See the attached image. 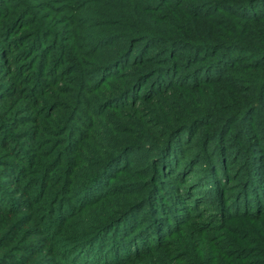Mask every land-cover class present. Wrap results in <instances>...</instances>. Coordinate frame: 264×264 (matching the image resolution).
<instances>
[{
	"label": "trees",
	"instance_id": "obj_1",
	"mask_svg": "<svg viewBox=\"0 0 264 264\" xmlns=\"http://www.w3.org/2000/svg\"><path fill=\"white\" fill-rule=\"evenodd\" d=\"M255 1L207 0L206 4L193 8L192 16L198 18L206 14L201 6L213 5L215 10L230 11L234 10L233 5H245L249 9ZM21 2L9 0L7 10L0 12V264H63L43 234L44 226L36 212L42 200L55 209L57 205L60 207L58 213L62 219L65 217L62 222L65 229L72 224L73 216H86L91 211L94 217L89 229L104 230L118 220L122 222L134 209L140 212L147 203L151 207L161 199L160 203L164 204L163 197L179 211L174 216V229L160 224L155 237L131 234L121 243L112 239L106 251L94 244L99 238L92 242L76 241L72 247H78L70 248V264H264V173H254L256 168L257 172L264 169L261 155L264 143L256 136L258 130L246 136L245 128L252 124V129H258L262 126L260 120H264V34L257 38V43L236 35L214 41L210 31L197 28L192 30L194 40L157 35L150 41L166 43L168 52L181 47L188 49L180 54L188 61V67L201 59L207 49L210 51V55L202 58L205 64L193 68V74L185 76L186 81L179 73L177 80L170 78L164 86L161 81L153 82L154 86L150 83L152 87L143 82L150 75L154 76L152 72L157 68L152 69L149 62L136 58L128 70L106 76L112 67H119L127 57L136 54L133 45L125 52L110 49L105 64L97 65L93 71L96 79H100L95 89L109 109L102 113L103 123L92 116L89 101L83 98L86 84L72 83L62 77V72L50 73L54 66L51 55L45 58L47 64L36 68V73L43 78L36 80L39 89L26 85L14 69V59L22 56L16 47L24 48L29 39L46 30L53 38L57 33L49 26L54 16L42 15L44 21L40 20L29 8L20 11L19 5H29ZM26 18L27 22H23ZM28 25H32L30 30L21 34ZM151 33L145 29L136 41L149 40ZM57 34L61 36V32ZM49 39L45 37L42 46H46ZM29 46L34 47L33 43ZM69 46L72 58L82 61L77 45L70 42ZM234 50L238 52L231 54ZM253 58L258 59L251 61ZM165 62L176 63L168 58ZM237 63L241 66L234 70L236 75L251 71L247 72L251 75L246 80L233 73L213 77L214 73L219 74L218 70L203 76L204 84L195 78V71L203 73L215 66L226 69ZM57 68L60 66L53 69ZM237 81L244 84L237 85ZM211 85H221V91L210 89L208 93L207 87ZM23 87L30 90H22ZM190 91L197 98H189ZM207 93L208 96H204ZM124 97L128 100L122 106L113 104L115 99ZM253 113L259 118L251 122ZM181 142L186 143L184 147L179 146ZM241 155L244 162L230 170L227 163L234 165ZM88 159L91 160L88 165L96 163V167L72 192V179L81 167L88 166L84 164ZM142 161L145 173L155 170L164 176L161 185L157 180V184L151 183L158 185L153 196L148 197L145 192L133 198L125 197L118 188H108L96 200L89 198L95 183L131 174L132 168ZM197 164L212 174V186L199 188L201 184L196 181L199 178L185 176L182 179L183 173L177 170L178 166L181 169L187 165V171L192 173L191 169ZM61 168L63 174L59 180L54 173ZM116 172L119 174L113 176ZM37 175L45 181L39 197L35 198L28 185ZM213 191L218 194L215 200ZM62 192L71 196V200L61 197ZM68 208L73 211L70 213ZM149 214L152 217L151 212ZM228 221L234 223L228 224ZM32 227H37L39 233L24 236ZM221 228L226 232L216 234ZM231 228L240 234H230ZM166 233L170 234L164 236ZM104 253L111 261L103 263ZM19 254L25 256L21 263L15 261Z\"/></svg>",
	"mask_w": 264,
	"mask_h": 264
},
{
	"label": "rangeland",
	"instance_id": "obj_2",
	"mask_svg": "<svg viewBox=\"0 0 264 264\" xmlns=\"http://www.w3.org/2000/svg\"><path fill=\"white\" fill-rule=\"evenodd\" d=\"M179 1H181V4L178 3ZM179 1L22 0L21 3L28 2L29 5H25L24 7L19 5L20 11L29 8L31 13L35 14L36 18L38 17V19L40 18V20L43 21L44 19L42 18V15L48 14L54 16V22L49 26L50 28H54L57 33L58 31L61 32V36L57 37L58 34L56 33V37L53 38L52 35L49 34V31L46 30L43 33H39L37 37L29 39L30 41L25 43L26 47H16L15 49L18 51V53H22V56L14 59V69L18 71L19 76L23 82L26 83V85L31 84L30 87L33 85V88H35L38 86L36 80L40 81V79H43L42 76L36 73V68L42 64H47L45 58L48 55H51V57H54V66L52 67V70H50V73L62 72V77H64V79L75 84L79 83V81L86 84V91L85 94H83V98L89 101V107H91L92 116L96 120H100V122L103 121L104 123L102 113H105V110L109 109L106 108V103H103L104 100H102L99 96L98 89H95L97 84L96 82L97 80L99 82L100 79H96L97 75H95L93 71L95 70L94 67L97 65L103 63L105 64L106 61L104 60L110 55V49H122V51L125 52L128 50L129 46L133 45L136 50V54L135 57H127L124 61H122V63L119 64V67H112L110 71L106 73V76H112V74L116 73V75H119L124 70H128L131 68L129 65L131 64L132 60L136 58L137 61L149 62L152 69L157 68L154 72H152L154 76L150 75L151 77L146 78V80L143 82H146L148 86H151V84L154 86L153 84L156 83L153 82L161 81L162 86H164L170 78L177 80L179 73L180 77H183L184 80L187 75L193 74V68H197L198 66H203V64H205V61H203L204 59L202 58H205L206 55H210V51L207 49L204 56L200 57L201 59H196L197 61H193V65L188 67L190 66L188 61L184 59V56L180 55L181 53L188 52V49L181 47L175 51L168 52L167 50L170 49L166 43L161 41H150L155 39L157 35L173 36L174 38L179 36L184 40H194L195 36L192 35V30L193 28H197L203 32L210 31L211 38L214 41L224 40V38H229L236 35L247 42L257 43L259 41L257 38H260V36L264 34V21H261L264 20V0H256L250 4L249 9L245 7V5H233L231 7H233L234 10L230 11L229 9L226 11L215 10L216 8L213 7V5L201 6L204 7L206 14L198 18L192 16L194 12L193 8L195 6L198 7L200 5L206 4L207 0ZM229 1L238 2L240 0ZM8 6L9 0H3V2H0V12H4L5 9L7 10ZM27 20L28 19L26 18L23 22H27ZM31 26L32 25L24 27L21 30V34L27 30H30ZM145 29H149L150 32H152L150 39L144 41L143 43L136 41L140 39L139 36ZM45 37H49L50 41H48L46 46H42V41H44ZM31 42L34 46L32 48L29 46L30 44L32 45ZM70 42L77 45V50L82 55V61L72 58V49H70V46L68 47ZM53 46L54 48L52 49ZM214 49L215 48H213L211 51L212 54L215 52ZM137 52H139V56ZM236 52H238V50L231 51V54H235ZM217 54H219V52H217ZM167 58L174 60L176 63L174 64L173 62H169L167 64V62H165ZM258 58H253L251 61L257 60ZM50 64L48 63L47 68L50 67ZM56 66H60V68H57V70L53 69L56 68ZM240 66L241 65L237 63L235 67H227L226 69H217L215 66V69H205L203 73H200L201 71H195V78L198 82H202L201 84H204L203 76L206 74L211 75L213 72L218 70L219 74L214 73L215 75H213V77L216 78L220 75L228 76L232 74L234 70L239 69ZM247 72L251 71H244V73H238L237 75L236 73H233V75L240 77L241 80H246L245 78L251 75ZM64 73L66 74L64 75ZM181 73L185 75L183 76ZM109 79L110 78L107 80ZM235 84L239 85L244 83L237 81ZM220 86L221 85H211L207 87L209 88L207 91L209 93L211 90L218 89L220 92ZM37 88L39 89L40 87ZM81 88L79 90H82ZM22 90L30 89L23 87ZM208 93L204 96H208ZM188 95L189 98H197V95L193 97L191 91ZM127 100L128 98L126 97L123 99H115L113 104L116 106H122V104L126 103ZM90 102L93 104H90ZM250 118L252 122L253 119L257 121L259 117L257 113H253L250 115ZM260 121L262 126L258 129H252V124L245 126L247 130L246 136H248V134H253L255 130H258L256 136L261 137L264 143V120L262 119ZM198 129H200V127ZM231 129L232 128L227 131V134L231 132ZM197 132L198 131L195 130V133ZM193 139H196V137L194 136ZM199 139L200 136L198 140ZM182 143L183 142L180 143V147H184L186 144ZM134 154L136 153H132L133 156ZM258 155L259 153H257V156ZM261 155L262 158H264V151H262ZM90 161L91 160L88 159L84 164L88 165L87 162ZM243 162L244 158L243 155H241L237 163L230 165L231 163L228 162L227 166L233 171L236 166L242 164ZM144 164V161H142L140 164H137V166L132 168L133 173L131 174H123L120 177L116 175L117 177H114L113 179L104 178L102 181L95 183L93 185L92 191L89 192L91 196H89V198H91L93 201L96 200L99 195L102 194V192L108 190V188H118L120 190V194L125 197L129 196L133 198L139 194L144 195L145 192L148 194V197L153 196L154 193H157L156 191L158 190V185H161L162 180H164V176H160V173L155 172V170L153 172L145 173L146 171H143ZM93 167H96V163L94 166L88 165L81 167V170L76 172V175L72 179V182H74L72 185V192L73 188H76V184L78 182L84 181L85 177L90 173V170H92ZM179 168L180 166H178L177 170H180L179 172L181 174L183 173L182 179L185 176H193L195 179L199 178L201 180H196L201 184L199 188H207L212 186V174H209L205 167L197 164L194 169H191L194 170L192 173L187 171V165H184L181 169ZM254 173L262 175L264 173V169H261L260 172H257L256 168ZM61 174H63V168L54 173L55 176L58 175L59 180H61ZM114 174L119 173H113V176H115ZM154 175L157 176L158 179L154 177ZM58 178L56 179L57 181ZM215 178L216 177H214V179ZM41 179V176L37 175V177H33L32 182H30L28 185V189H31L32 196L35 198L39 197L40 188L44 184L43 181H45L44 178L43 180ZM156 180L158 185L152 186V182L157 184ZM212 194L214 200L215 197L218 198V194L216 192L213 191ZM60 195L67 201L71 200V196H66V193L64 192H62ZM121 199L124 200L123 197H121ZM160 200L159 202H155V204L153 202L151 207L150 204L147 203L140 212H136L137 210L134 209V212L122 222L118 220L106 227H110V229L105 228L104 230L89 229L90 225L93 223L91 219L94 217L93 212L91 211H89L86 216H73V219L71 220L72 224L68 228L69 230L62 226V222L64 221L65 217H63V219L61 218V214H59L61 209L58 205L55 209L53 206H51L52 204L42 200L38 203L36 212L38 213V218L41 225L44 226L43 234L50 244H52V247L55 248L59 261L63 264H70V256L72 252L70 248L75 249L78 247V245H75L74 248L72 247L76 241L86 240V242H88L91 240L90 242H92L94 239L99 238L97 243L94 244L96 246H100L104 249V251H106L108 250L112 239L121 243L126 238H129L131 234H140V236L151 235V237H155V230H157V228H161L159 227L160 224H166L167 227L174 229L176 225L174 216L179 214V211L176 210L175 206L169 199L163 197L162 201L164 204L162 202L160 203ZM209 203H213V200L209 201ZM63 205L60 201V206ZM135 206L137 208L139 205ZM63 209H65V207ZM151 209H153L154 212H152ZM68 211L71 213L73 210L68 208ZM150 212L152 217H149ZM145 215H147V217ZM233 223V221H228V224ZM156 224H158V226ZM238 226L232 225V227ZM231 229L232 231L230 234H240L237 229ZM96 231H99V233ZM165 232H168V230L165 229ZM221 232H226V230L221 228L216 234H220ZM38 233V228L32 227L26 231L24 236L26 235L27 237H31L37 235ZM168 234L170 233H166L164 236ZM72 236H76V238L72 239ZM105 254L106 253L103 255L104 258H102L104 261L103 263L111 261L110 257H106ZM250 257H248V259H250ZM24 259L25 256L20 255L15 261L21 263Z\"/></svg>",
	"mask_w": 264,
	"mask_h": 264
}]
</instances>
